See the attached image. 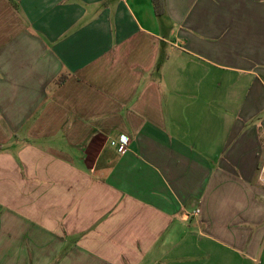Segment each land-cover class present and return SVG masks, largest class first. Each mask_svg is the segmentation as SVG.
Masks as SVG:
<instances>
[{"label":"crops","instance_id":"1","mask_svg":"<svg viewBox=\"0 0 264 264\" xmlns=\"http://www.w3.org/2000/svg\"><path fill=\"white\" fill-rule=\"evenodd\" d=\"M164 3L0 0V264H264V0Z\"/></svg>","mask_w":264,"mask_h":264},{"label":"trees","instance_id":"2","mask_svg":"<svg viewBox=\"0 0 264 264\" xmlns=\"http://www.w3.org/2000/svg\"><path fill=\"white\" fill-rule=\"evenodd\" d=\"M155 13L157 14V17H160L164 15L165 13V3L164 0H153ZM63 79L62 77L59 79V81ZM1 151V146H0Z\"/></svg>","mask_w":264,"mask_h":264},{"label":"built area","instance_id":"3","mask_svg":"<svg viewBox=\"0 0 264 264\" xmlns=\"http://www.w3.org/2000/svg\"><path fill=\"white\" fill-rule=\"evenodd\" d=\"M124 139H125V138H123V140H122V141L120 140V142H119V143H120V145H119V149H120V150H123V149H124V144H125ZM261 171L264 172V164H263V166H262V168H261Z\"/></svg>","mask_w":264,"mask_h":264},{"label":"rangeland","instance_id":"4","mask_svg":"<svg viewBox=\"0 0 264 264\" xmlns=\"http://www.w3.org/2000/svg\"><path fill=\"white\" fill-rule=\"evenodd\" d=\"M166 53H167V51H166L165 47L164 46L161 47V56L165 55ZM263 257H264V255H263ZM260 261L262 263H264V258L263 259H260Z\"/></svg>","mask_w":264,"mask_h":264}]
</instances>
